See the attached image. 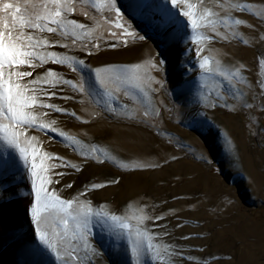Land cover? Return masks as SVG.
Listing matches in <instances>:
<instances>
[{"label":"rangeland","instance_id":"rangeland-1","mask_svg":"<svg viewBox=\"0 0 264 264\" xmlns=\"http://www.w3.org/2000/svg\"><path fill=\"white\" fill-rule=\"evenodd\" d=\"M72 2L68 19L85 29L45 33L59 44L41 53L85 65L73 71L46 63L33 74L41 79L32 94L43 98L42 89L52 90L60 76L82 90L60 85L55 98L44 100L66 113L41 108L39 100L31 106L37 123L57 131L24 129L35 137L27 165L0 132V264H77L68 256L71 247L88 264H264V0H177L175 6L152 0L149 8L141 0H116L135 38L110 35L121 30L109 23L115 15L106 0ZM187 5L195 11V31L183 15ZM167 9L173 19L162 26ZM97 68L106 69L104 84ZM47 71L58 75L46 77ZM117 75L129 78L116 81ZM7 123L0 117V125ZM33 148L53 194L72 200V216L92 214L86 248L71 217L66 235L59 219L52 225L50 236L61 233L52 237L60 259L41 244L31 219ZM96 213L115 215L129 228L113 230ZM138 239L145 245L139 257Z\"/></svg>","mask_w":264,"mask_h":264},{"label":"snow or ice","instance_id":"snow-or-ice-1","mask_svg":"<svg viewBox=\"0 0 264 264\" xmlns=\"http://www.w3.org/2000/svg\"><path fill=\"white\" fill-rule=\"evenodd\" d=\"M145 8L151 7L152 0H141ZM168 0H164L166 5ZM177 0H172L173 6H175ZM106 10L109 13L115 15V20L109 17V23L114 24L115 29L121 30L117 32L111 31L110 35L118 37L121 34L130 37H137V34L130 31V25L125 27V24L121 21L123 17L117 7L116 0H106ZM75 10V5L72 0H0V117L7 118V125H0V132L3 133V139L10 145L19 149L25 164L29 163L28 147H31V140H35V137H29L25 135L24 129L30 128L35 130L39 128L41 131L56 132L55 127L46 128L44 124L37 123V118L33 116L32 105L37 100L40 101L41 108H51L57 113H66V108H61L56 104H45V99H52L57 96L55 88L60 85H69L73 91H79L77 85L72 80L66 79L60 76L52 84V90L48 88L42 89L43 98L39 94H32L35 92V85L39 82L41 77L37 74L35 77L33 74L38 68H42L46 63L52 62L59 65L67 64L73 71H80V67L85 65L83 59L76 60L73 57L63 56L59 57L57 52H43L41 49H46L59 44L58 41H50L46 38L45 33L55 34L59 30L68 32L69 28H73V34L75 35V29L84 30L85 25L78 23L75 20H69L68 14ZM243 10V8H241ZM173 12L170 9L166 11V19L161 21V25L168 23L173 19ZM184 16L189 17L192 28L195 31L197 28V21L192 18V13L185 11ZM139 40H143V36L138 37ZM75 43V40H73ZM127 45V41H124ZM60 47L68 48L67 44H60ZM115 45L113 44V47ZM82 51H87V55L91 56L92 51L82 47ZM207 58H205L206 60ZM159 64H163L160 60ZM155 67V65H151ZM201 68L205 67L204 63H201ZM163 70V69H158ZM106 69L95 70L96 79L101 84H104V78L101 76V72ZM57 73L47 71V76H57ZM33 77V79L24 82V78ZM127 75L115 76L116 81L128 79ZM63 100H72V96H61ZM147 115V113L145 114ZM11 130V131H9ZM62 135V134H61ZM23 137V141L21 140ZM21 143L26 146L21 147ZM31 161V177H32V190L35 196V202L31 203V219L35 225V231L41 244L46 248L51 249L57 254V259H60V254L57 249V244L52 242V237H61V233L52 231L50 236V230L52 225L59 219L64 227V235L67 234L68 218L76 221L77 227L81 229L78 233V237L84 240L85 248L87 247V229L90 223L91 212L77 214L72 216L69 209L72 207V200H62L58 196L54 195L51 189L48 187L54 182L46 175L48 169L43 165L42 159L38 163L36 149L33 148ZM49 159H55L60 161L63 167L76 168V165H69L63 161V157H52ZM177 159V157H173ZM159 166V165H157ZM60 180H64L65 188H72L70 183L65 180V173H59ZM57 180L55 183H59ZM112 183H119L118 180H113ZM93 190L106 187L104 184H92ZM64 215L61 216L60 214ZM107 224L108 227L129 228L128 224L122 223L120 218L112 215L110 217L102 216L100 213H96ZM157 220H162L164 217L157 216ZM111 221V224H109ZM161 227H164L161 225ZM182 227V225H177ZM170 235V233H165ZM139 236V230H137ZM183 239L188 240L191 237L185 236ZM63 243V239L60 241ZM69 246L70 242H69ZM153 246L149 242L147 248L151 249ZM169 246H165V251ZM145 250V245L142 240H137L133 246L134 254L139 257ZM68 256L77 261V264H88L87 257H81L78 255V249L71 247L68 252ZM163 257H161V260ZM64 264H67L65 261Z\"/></svg>","mask_w":264,"mask_h":264},{"label":"bare ground","instance_id":"bare-ground-1","mask_svg":"<svg viewBox=\"0 0 264 264\" xmlns=\"http://www.w3.org/2000/svg\"><path fill=\"white\" fill-rule=\"evenodd\" d=\"M187 6H189V5H187ZM188 8H189V9H188V10H189V12H191V13H192V12L194 11V10L192 9V7H191V6H189ZM194 12H195V11H194ZM192 14H193V13H192ZM204 64H205V63H204Z\"/></svg>","mask_w":264,"mask_h":264}]
</instances>
